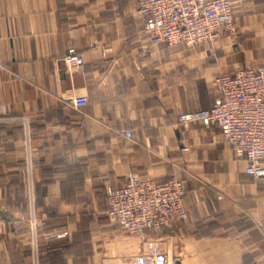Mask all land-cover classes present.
<instances>
[{
    "label": "crops",
    "instance_id": "0c3cea01",
    "mask_svg": "<svg viewBox=\"0 0 264 264\" xmlns=\"http://www.w3.org/2000/svg\"><path fill=\"white\" fill-rule=\"evenodd\" d=\"M140 1L0 0V264H134L150 240L170 264H264V177L219 126L178 122L216 103L218 75L264 64V0L196 45L147 36ZM130 172L182 178L188 218L125 231L106 186Z\"/></svg>",
    "mask_w": 264,
    "mask_h": 264
},
{
    "label": "built area",
    "instance_id": "2783aa9c",
    "mask_svg": "<svg viewBox=\"0 0 264 264\" xmlns=\"http://www.w3.org/2000/svg\"><path fill=\"white\" fill-rule=\"evenodd\" d=\"M139 13L144 33L170 45L210 44L224 31L236 29L234 0H141ZM66 62L72 70L82 67L85 59L71 48ZM216 87L218 99L212 107L180 112L178 122L186 128L219 126L235 152L247 156V173L264 177V64L220 74ZM72 103L82 108L88 97L77 96ZM125 134L131 137L133 132L127 129ZM106 193L109 217L131 234L160 232L188 218L186 187L179 177L159 180L130 172L123 185L107 184ZM5 223L0 211V236ZM32 227L36 229L34 220ZM133 263L170 264L154 240L149 242V251Z\"/></svg>",
    "mask_w": 264,
    "mask_h": 264
}]
</instances>
